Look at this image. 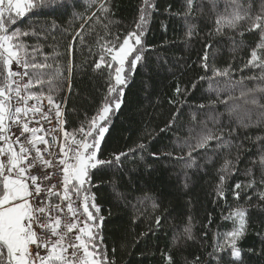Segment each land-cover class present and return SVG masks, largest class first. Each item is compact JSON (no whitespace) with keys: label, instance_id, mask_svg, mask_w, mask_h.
<instances>
[{"label":"trees","instance_id":"trees-1","mask_svg":"<svg viewBox=\"0 0 264 264\" xmlns=\"http://www.w3.org/2000/svg\"><path fill=\"white\" fill-rule=\"evenodd\" d=\"M214 2L215 7L213 0H192L191 6L189 0H153L155 8L143 38L144 59L129 77L121 107L111 114L98 153L103 160L113 159V154L127 155L121 157L119 165L101 166L92 177L91 191L104 217L99 231L114 264H168V256L174 264H214L215 258L209 255L214 239L217 233L233 230L234 223L224 217L237 207L247 209V226L237 241L241 260L234 262L230 257L228 264H264V139L257 140L264 137V109L251 103L255 97L264 104V93L241 97V91L246 92L256 82L236 83L242 77L260 75V69L244 65L260 39L259 32L249 31V27L264 10V0H241L245 8L251 4L250 18L240 22L236 30L225 28L223 33L216 31L217 17L225 13L226 5L229 12L235 6L230 0ZM73 3L75 7L68 10H39L14 26L35 29L38 35L22 39L30 45H42L53 70L57 65L63 70L62 83L54 82L53 87L54 95L63 101L69 131L96 115L106 102L109 83H114L110 69L103 65L95 68L102 52L99 45L104 42L100 37L110 33L108 39L120 35L122 41L135 29L143 0H105L109 12L103 16L99 0L90 8L91 0ZM73 12L84 17L95 12L100 22L95 17L88 23L74 19ZM53 21L57 25L54 31ZM78 31L84 43L79 37L72 40ZM69 44L73 45L71 54ZM206 53L207 73L203 67ZM69 64L73 66L71 75ZM229 67L231 79L213 77L211 90L208 79L200 80L212 77V68L223 71ZM178 85L180 94L176 93ZM217 92L219 100L226 103L208 106L210 100L217 101ZM178 109L179 118L168 127ZM241 121L251 126L244 128ZM231 128H236L237 134L231 137L230 148L221 149L212 141L206 149L192 153L194 167H185L189 144L194 145L207 129L217 135L226 129L227 139V129ZM140 144L146 147L139 149ZM226 163L229 167L222 171ZM221 175L227 176L223 198L217 195ZM252 181L253 186L247 187ZM237 183L242 185L236 190L239 199L233 194ZM189 218L190 239L184 233Z\"/></svg>","mask_w":264,"mask_h":264},{"label":"snow or ice","instance_id":"snow-or-ice-1","mask_svg":"<svg viewBox=\"0 0 264 264\" xmlns=\"http://www.w3.org/2000/svg\"><path fill=\"white\" fill-rule=\"evenodd\" d=\"M94 3L97 0H91L89 8ZM191 4L192 0H189ZM230 5L235 7L229 12V5H226L225 13L217 17L218 33H223L225 28L236 30L240 22L250 18L251 4L245 8L241 0H230ZM73 7V0H0V264H114L107 255L99 231L104 217L100 215L101 209L91 191L92 177L101 170V166L119 165L121 157L127 155L113 154V159L103 160L98 153L113 109L119 110L121 107L129 77L134 75L137 65L144 59L145 26L155 5L153 0H143L135 29L124 35L122 41L120 35L108 39L110 33L100 37L104 42L99 45L102 52L95 68L100 69L103 65L110 69L114 83H109L106 102L102 103L96 115L82 122L80 128L69 131L65 127L67 121L62 110L63 101L54 95L53 87L54 82L62 83L63 70L59 65L53 70V64L48 62L49 54L42 51V45H30L22 39L38 35L35 29L26 31L14 26L19 19L35 15L39 10L55 12ZM99 10L102 16L109 12L105 0H99ZM72 15L74 19H84L85 23L92 17L100 22L95 12L91 17H84L78 12ZM56 27L53 21L52 30ZM80 27L83 29L84 24ZM104 27L107 28V25ZM249 31H258L260 39L251 49L244 67L260 69L261 72L259 76L242 77L236 81L237 84H243L245 80L256 82L246 92L241 91V97L264 93V10L252 20ZM191 34L189 30L188 35ZM77 37L81 43L85 42L81 32L78 31L72 40L75 41ZM68 50L71 54L72 44H69ZM203 61L207 73L210 70L207 53ZM72 67L69 64V75ZM211 71L212 77H200V80H209L210 90L213 77L231 79V67L223 71L212 68ZM181 91L178 85L176 93L180 94ZM218 101L226 103L219 100V92L217 101L210 100L208 106H214ZM251 103L264 109L259 98L254 97ZM198 107L204 108L205 105ZM179 115L178 109L168 127L173 126ZM240 125L244 128L251 126L243 121ZM225 131L220 129L217 135L212 129H207L194 145L189 144L185 167H194L196 160L192 153L206 149L212 141L221 149L230 148L231 137L237 134V129H227V139L224 137ZM261 139L264 137H257V140ZM145 147L144 144L138 145L139 149ZM261 161L264 163V156ZM228 167L226 163L222 171ZM226 179V175H221L217 186V195L221 198L224 197L222 186ZM261 182L264 183V180ZM253 183L249 182L247 187L251 188ZM241 188L240 183L233 188L236 199L240 198V192L236 190ZM261 199H264V194ZM246 213L247 209L237 207L224 217L231 220L235 227L229 232L217 233L213 252L209 254L211 257L220 259L222 254L230 253L234 262L241 260L237 241L246 231ZM160 222L158 217L157 225ZM191 227L189 218V223L184 227L189 239ZM167 261L174 264L170 256Z\"/></svg>","mask_w":264,"mask_h":264},{"label":"rangeland","instance_id":"rangeland-1","mask_svg":"<svg viewBox=\"0 0 264 264\" xmlns=\"http://www.w3.org/2000/svg\"><path fill=\"white\" fill-rule=\"evenodd\" d=\"M115 111V109H113V112ZM112 112V113H113ZM111 121V116H110V120H109V122ZM109 122H108V124H109ZM231 256H230V253H224V254H222V258H220V259H216L215 258V260H214V264H228V261H229V258H230Z\"/></svg>","mask_w":264,"mask_h":264},{"label":"built area","instance_id":"built-area-1","mask_svg":"<svg viewBox=\"0 0 264 264\" xmlns=\"http://www.w3.org/2000/svg\"><path fill=\"white\" fill-rule=\"evenodd\" d=\"M45 104H46V101H45ZM62 110H63V104H62ZM45 126L47 127V125H45ZM48 139H49L50 142H51V138L49 137Z\"/></svg>","mask_w":264,"mask_h":264}]
</instances>
